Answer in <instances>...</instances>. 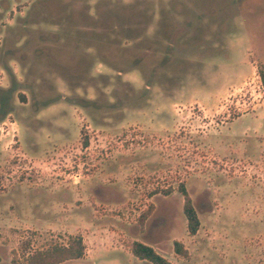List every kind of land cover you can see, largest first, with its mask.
<instances>
[{
	"label": "rangeland",
	"instance_id": "1",
	"mask_svg": "<svg viewBox=\"0 0 264 264\" xmlns=\"http://www.w3.org/2000/svg\"><path fill=\"white\" fill-rule=\"evenodd\" d=\"M261 73L264 0H0V264H264Z\"/></svg>",
	"mask_w": 264,
	"mask_h": 264
},
{
	"label": "trees",
	"instance_id": "2",
	"mask_svg": "<svg viewBox=\"0 0 264 264\" xmlns=\"http://www.w3.org/2000/svg\"><path fill=\"white\" fill-rule=\"evenodd\" d=\"M263 88H264V73H261ZM179 192L184 197V213L188 221V231L191 236L197 235L200 230V219L198 213L193 205V201L189 196V193L182 183L179 186ZM172 189L164 191V194L170 195ZM156 194V193H155ZM154 206H150V211L144 214L143 221L150 217ZM175 252L182 256L188 257L189 252L185 249L184 245L176 241L174 243ZM86 254V246L81 236L71 237L68 245L59 246L47 251H37L28 255L27 264H62L68 261L81 260ZM132 254L143 261H148L151 264H171L163 256L158 254L152 247L143 243L136 242L132 246Z\"/></svg>",
	"mask_w": 264,
	"mask_h": 264
}]
</instances>
